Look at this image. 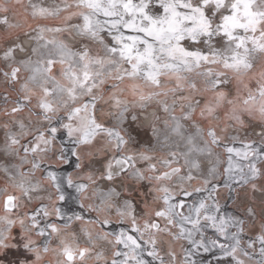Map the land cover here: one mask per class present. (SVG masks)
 Instances as JSON below:
<instances>
[{
  "label": "snow or ice",
  "instance_id": "6c2138e0",
  "mask_svg": "<svg viewBox=\"0 0 264 264\" xmlns=\"http://www.w3.org/2000/svg\"><path fill=\"white\" fill-rule=\"evenodd\" d=\"M20 4L0 0V250L19 224L33 264H264V0H29L24 25Z\"/></svg>",
  "mask_w": 264,
  "mask_h": 264
},
{
  "label": "rangeland",
  "instance_id": "374dc122",
  "mask_svg": "<svg viewBox=\"0 0 264 264\" xmlns=\"http://www.w3.org/2000/svg\"><path fill=\"white\" fill-rule=\"evenodd\" d=\"M10 5H15V0H5ZM29 0H21V4L19 6H16V20L21 23L22 25L25 24V20H27V23H32L31 19L26 16L25 13V6L28 4ZM45 3L51 2V0H44ZM12 14H10L11 17ZM8 35V33L5 31L3 27H0V46H3L4 44V38ZM4 91V85L0 83V92ZM5 118L0 116V122H2ZM161 129L163 128V125H160ZM133 135L137 136V138L141 142H146L149 139H151V130L148 128V126L144 125L142 128L137 129L133 131ZM243 135V133H241ZM0 138H2V132H0ZM161 139L163 137L161 136ZM153 144H155V140L152 141ZM239 146V145H237ZM222 151V150H221ZM74 160V158H73ZM53 167L58 170L59 172L63 174H67L74 171V163L71 164H61L58 162H52ZM221 166V170H222ZM39 175V173H37ZM7 177L3 172H0V187H3L6 183ZM200 181H193V186H198ZM258 185L264 186V180L258 181ZM49 192H54L53 189H49ZM47 192L41 193V195L47 196ZM206 193H199L194 194L195 197H202L205 196ZM236 194L230 192L228 189L221 187L219 190V200L222 206L224 207V210L230 214L236 213V207L241 203V200L245 197V192L243 190H239V196L240 199H234V196ZM247 196L249 197H255L257 204H259V199L261 196V192L257 191L255 193L251 192L250 190L247 192ZM188 200L192 201L193 197H189ZM35 206V201L33 202V205ZM259 211V208H258ZM115 224V223H113ZM116 225V224H115ZM118 226V225H116ZM74 227H79V225H74ZM259 230V221H257L255 228H249L246 230L245 240H247L249 237L252 239H255V236ZM11 240L9 241L10 246L0 250V264H33V261L35 259L34 255L32 253L27 252L24 247V239L21 234V229L19 224L15 225L12 229L11 233ZM32 238L37 241V244L41 246V238L35 236L33 234ZM57 241L55 238L52 239V241L49 244L50 249L56 247ZM15 245V247L11 246ZM259 245H257L258 250ZM218 254V253H217ZM206 260H212V257L208 254H204ZM41 264H56V256L55 253L52 251H49L48 253L42 254L41 257Z\"/></svg>",
  "mask_w": 264,
  "mask_h": 264
},
{
  "label": "flooded vegetation",
  "instance_id": "af4514ba",
  "mask_svg": "<svg viewBox=\"0 0 264 264\" xmlns=\"http://www.w3.org/2000/svg\"><path fill=\"white\" fill-rule=\"evenodd\" d=\"M150 111H152V110L150 109ZM145 125L147 126V124H145ZM260 197H261V196H260ZM188 202L191 203L190 200H188ZM110 230H116V231H119V226H116L115 224H113V225H112V229H110Z\"/></svg>",
  "mask_w": 264,
  "mask_h": 264
},
{
  "label": "crops",
  "instance_id": "0c3cea01",
  "mask_svg": "<svg viewBox=\"0 0 264 264\" xmlns=\"http://www.w3.org/2000/svg\"><path fill=\"white\" fill-rule=\"evenodd\" d=\"M196 198H198V197H195V196H193V199H196ZM209 234H211V232L209 231Z\"/></svg>",
  "mask_w": 264,
  "mask_h": 264
}]
</instances>
